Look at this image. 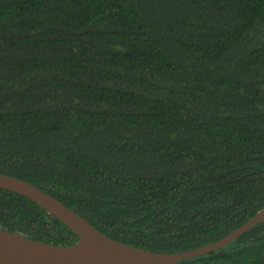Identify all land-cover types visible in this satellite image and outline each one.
Segmentation results:
<instances>
[{"label": "trees", "instance_id": "1", "mask_svg": "<svg viewBox=\"0 0 264 264\" xmlns=\"http://www.w3.org/2000/svg\"><path fill=\"white\" fill-rule=\"evenodd\" d=\"M0 173L154 253L264 209V0H0ZM0 229L78 237L0 189ZM187 264H264V219Z\"/></svg>", "mask_w": 264, "mask_h": 264}, {"label": "water", "instance_id": "2", "mask_svg": "<svg viewBox=\"0 0 264 264\" xmlns=\"http://www.w3.org/2000/svg\"><path fill=\"white\" fill-rule=\"evenodd\" d=\"M0 189L28 198L68 227L78 241L59 246L0 229V264H187L231 244L264 219V209L219 241L181 253H154L115 241L39 187L0 173Z\"/></svg>", "mask_w": 264, "mask_h": 264}]
</instances>
